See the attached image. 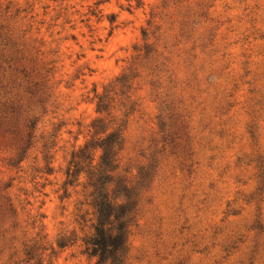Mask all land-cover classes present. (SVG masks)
Segmentation results:
<instances>
[{
    "label": "rangeland",
    "instance_id": "obj_1",
    "mask_svg": "<svg viewBox=\"0 0 264 264\" xmlns=\"http://www.w3.org/2000/svg\"><path fill=\"white\" fill-rule=\"evenodd\" d=\"M0 27L21 56L53 67L44 113L33 107L37 143L18 167L7 165L14 146L0 144V189L10 186L21 231L30 237L41 214L48 244L70 240L52 264L94 263L83 253L92 219L84 179L59 199L63 172L96 117L91 90L128 66L142 29L157 68L142 69L124 109L110 114L123 125L118 174L149 175L123 264H264V0H0ZM16 84L10 94L22 104ZM41 135L54 143L53 172L30 182ZM7 258L0 244V264Z\"/></svg>",
    "mask_w": 264,
    "mask_h": 264
},
{
    "label": "trees",
    "instance_id": "obj_2",
    "mask_svg": "<svg viewBox=\"0 0 264 264\" xmlns=\"http://www.w3.org/2000/svg\"><path fill=\"white\" fill-rule=\"evenodd\" d=\"M112 22L111 18L109 23ZM2 32L0 27V144L14 146V157L7 165L18 167L26 152L37 143L34 131L38 117L34 115L33 107L44 113L43 108L51 97L53 67H47L51 62L40 63L39 66L36 58L26 50L22 49L21 56L15 44ZM148 33L147 29L141 30L143 43L132 47L130 62L121 74L103 86L101 93L91 90L89 101L93 103L96 117L87 126V139L70 152L63 172L62 196L59 199L65 198L68 187L78 186L80 176L84 179L81 189L92 219L89 220L90 232L82 240L83 253L94 259L93 264H123L136 197L148 182V172L141 173L142 169L133 178L118 174V153L124 142L123 125L121 119L114 122L115 118L110 116L115 104L124 109L140 71L157 68L158 54L151 44L146 43ZM34 53L37 55L38 51ZM5 72L9 74L7 78ZM16 80L22 83V104L20 98L16 99V93L10 94L15 87H21ZM128 109L132 112V105ZM109 117L111 120H107ZM156 123L160 132L165 131L167 125L160 115ZM49 137L39 136L42 166L33 169L30 182L36 175L45 177L43 180L46 181L53 172L48 153L54 143L49 141ZM33 186L34 192L43 196L44 184L33 182ZM9 187L6 185L0 189V244L8 251V264H52L56 250L66 247L70 240L60 236L54 245L48 244L42 235L41 214L30 218L31 236L26 237V231H21L17 220L16 207L5 192Z\"/></svg>",
    "mask_w": 264,
    "mask_h": 264
}]
</instances>
